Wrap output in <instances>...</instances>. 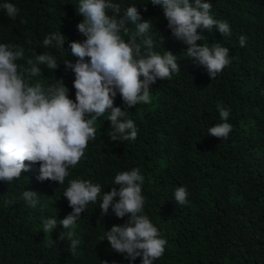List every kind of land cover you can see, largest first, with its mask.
Segmentation results:
<instances>
[{
    "label": "trees",
    "instance_id": "trees-1",
    "mask_svg": "<svg viewBox=\"0 0 264 264\" xmlns=\"http://www.w3.org/2000/svg\"><path fill=\"white\" fill-rule=\"evenodd\" d=\"M5 2L14 4L19 13L11 19L0 7V44L22 47L24 59L17 63L25 66L36 55H53L58 68L39 65L41 74L30 82L47 88L63 80L74 101L75 76L64 63L76 60L69 42L85 39L77 29L83 20L77 12L79 0H0V5ZM113 2L120 4L121 16L136 5L142 21L153 25L147 33L154 41L153 50L176 55L180 71L150 86V103L129 108L119 93L115 97L114 107L127 110L125 119L135 122L134 141L110 140V112H106L95 121V139L77 165L69 168L63 184L39 181V164L11 183L0 181V264H130L100 239L128 217L117 218L111 209L104 215L99 204L103 192L118 188L115 175L133 168L145 178L144 214L167 242L154 264H264V0H204L211 3L213 18L228 22L231 30L230 36L216 29L197 30L202 35L198 44L229 49L231 64L213 80L186 55L187 46L172 36L160 6L151 0ZM127 27L128 34L122 33L125 41L135 34V25L129 22ZM60 31L64 48L43 45L46 36ZM241 35L247 37L244 47L239 44ZM218 105L229 111L226 122L232 131L226 139L208 135L209 127L224 122ZM73 179L98 183L102 192L65 230L60 220L72 209L63 192ZM180 186L188 191L186 205L174 200ZM25 190L38 192L36 208L23 200ZM49 218L56 219L57 227L45 233L42 225ZM67 231L80 241L75 255L70 241L59 239ZM131 264H141V258Z\"/></svg>",
    "mask_w": 264,
    "mask_h": 264
},
{
    "label": "clouds",
    "instance_id": "clouds-1",
    "mask_svg": "<svg viewBox=\"0 0 264 264\" xmlns=\"http://www.w3.org/2000/svg\"><path fill=\"white\" fill-rule=\"evenodd\" d=\"M160 6L172 36L187 46L186 55L204 67L213 80L231 64L229 49L220 44L200 45L198 29L219 31L230 36L228 22L214 19L211 3L204 0H151ZM0 7L15 19L19 9L5 2ZM146 10V9H145ZM77 12L83 20L77 24L83 41L69 42L75 63L66 60L64 66L75 76V100L69 98L68 88L58 80L47 88L32 84V77L41 74L39 65L56 70V58L49 53L28 59L27 66L18 64L24 59V49L0 44V181L11 183L22 172L39 164V181L50 180L63 184L69 168L84 157L88 143L96 137L95 121L108 115L111 141L135 140L138 129L132 119H125L127 110L114 107L119 93L129 108L138 103H150V86L157 80L171 79L180 71L177 56L170 51L164 55L153 50L154 41L147 36L152 23L143 20L136 5L128 6L121 16V6L113 0H79ZM23 22V21H22ZM135 25V34L127 41L128 23ZM138 38L140 39L138 42ZM247 37L241 35L239 44L246 46ZM65 36L52 33L43 39L45 47L64 48ZM87 58V59H86ZM222 123L208 128V135L226 139L232 131L228 122L229 111L217 106ZM27 162V163H26ZM144 176L139 168L121 171L114 177L110 192H103L99 207L104 215L109 209L117 218L128 217L122 225H113L100 239L131 262L138 257L141 264H154L165 251L166 240L160 237L156 226L144 214L146 198L142 194ZM102 192L101 185L91 180L73 179L63 192L72 212L60 220L65 230L85 212L89 203L95 204ZM177 204L188 203L184 186L174 191ZM23 200L31 208L39 204L38 192L25 190ZM57 227L55 218L44 220L45 233ZM70 241V251L76 254L80 241L72 231L62 232L59 239ZM55 241H49V246ZM102 264H108L102 261Z\"/></svg>",
    "mask_w": 264,
    "mask_h": 264
}]
</instances>
